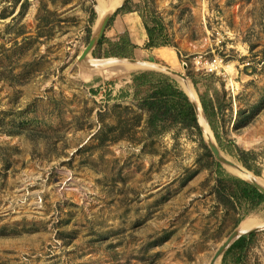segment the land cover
<instances>
[{"label":"rangeland","instance_id":"374dc122","mask_svg":"<svg viewBox=\"0 0 264 264\" xmlns=\"http://www.w3.org/2000/svg\"><path fill=\"white\" fill-rule=\"evenodd\" d=\"M93 1L0 0V264H209L244 222L261 229L228 264H264V203L234 229L240 215L217 201L223 175L208 166L203 131L149 136L138 106L156 79L132 83L154 73L182 90L168 71L185 76L198 102H213L214 131L199 102L212 142L264 186V0H122L101 56L79 62L103 14ZM126 1L130 12L113 16ZM155 23L166 46L147 51L144 25ZM123 33L136 48L103 57ZM198 56L215 71L196 72ZM105 59L127 61L92 66ZM228 141L257 154L259 176Z\"/></svg>","mask_w":264,"mask_h":264},{"label":"trees","instance_id":"16d2710c","mask_svg":"<svg viewBox=\"0 0 264 264\" xmlns=\"http://www.w3.org/2000/svg\"><path fill=\"white\" fill-rule=\"evenodd\" d=\"M126 5L127 1L113 13V16L129 13L130 11L126 8ZM144 28L147 36V42L144 45L145 50L149 51L166 46L165 41H167V39L163 33V28L158 23H155L151 28L145 24ZM103 40L104 37L100 39L92 53V55L97 58L101 56L98 53L96 54V51H100ZM118 41V44L113 46V53L108 52L104 54L103 57H126L136 48V46L131 43L127 33H123ZM150 78H155L156 84L151 88L150 94L146 95L138 106L147 116L148 135L158 136L180 125L181 128L192 130L200 136L201 130L197 123L193 106L186 94L173 82L166 77L154 73H141L132 76V83H141L143 85L150 84L151 81L149 80H152ZM189 79L193 86H196V82L193 78L189 77ZM199 102L209 124L213 127L211 119L215 116V108L211 98L208 95L199 96ZM212 129L214 131V127ZM219 146L222 147L220 142ZM202 148L210 169L215 168L219 171L220 175H223V177H219L216 181L217 188H215V195L217 201L224 207L240 215V218L236 221L234 226L235 229L240 224L242 216L254 211L264 203V196L249 183L227 174L222 169L221 165L213 159L209 149L203 142ZM223 149L254 175L259 176L261 174V167L257 162L256 153L240 149L235 146L232 141H228L225 146H223ZM255 235V233H250L236 240L225 251L221 263L228 264V258L238 262Z\"/></svg>","mask_w":264,"mask_h":264},{"label":"water","instance_id":"95a60500","mask_svg":"<svg viewBox=\"0 0 264 264\" xmlns=\"http://www.w3.org/2000/svg\"><path fill=\"white\" fill-rule=\"evenodd\" d=\"M94 5L96 6V4L94 3ZM116 11V10H115ZM112 12L111 11H106L102 14L101 16V21L98 27V30L95 32V34L92 36V38L90 39L88 45L86 46V48L83 50L82 54L79 57V62L84 61L86 63L87 62V57L91 54V52L95 49V47L97 46L99 40L102 38L103 33L105 31L106 25L111 17ZM111 61H115V62H125L127 60L125 59H113V60H109V59H105V60H97L95 61L92 66H99L105 63H110ZM129 63L133 64L134 61H129ZM169 73L172 74V72L168 71ZM184 78H186L185 76H183ZM190 101V100H189ZM194 109V112L196 114L197 117V106L195 103L191 102ZM198 121V120H197ZM200 129L202 130L201 126ZM203 131V130H202ZM207 142V146L209 151L211 152L212 156L214 157L215 161L218 162L219 164H222L223 166H232L235 165L233 162H231L229 159H227L226 157H224L221 152L219 151V149L217 148V146L212 142V141H206ZM245 182L249 183L252 187H254L259 193H261L264 196V186H262L261 184H259L255 179H252L250 181L245 180ZM261 228H254L253 230H249L247 232H240L239 228H237L236 230H234L227 239H225L220 246L217 248V250L215 251L213 257L211 258L209 264H215V262L217 260H219L222 255L225 253V251L236 241L238 240L241 236L243 235H247L253 232H256L258 230H260Z\"/></svg>","mask_w":264,"mask_h":264},{"label":"bare ground","instance_id":"6f19581e","mask_svg":"<svg viewBox=\"0 0 264 264\" xmlns=\"http://www.w3.org/2000/svg\"><path fill=\"white\" fill-rule=\"evenodd\" d=\"M121 1L122 0H111L108 3V7L106 8V4L104 5L103 4V1L102 0H99V2H100L99 3V9H100V11L102 13H104L106 11H112L113 9H115L121 3ZM93 2L96 4V7H98L97 0H94ZM136 38L138 40L139 39L141 40L143 38V32L137 31L136 32ZM160 53H161V56L163 58H168V59L172 55V53L170 51H167V50H161ZM131 67L142 68V67H153V65L141 64V63H137L136 62V63L132 64ZM170 72H172V71H170ZM171 75H173V77L178 81V84L180 85L181 89L185 92V94L188 96L189 100L191 102H193V103L196 104V106H197V116H198V119H199L200 124L202 126V130H203L204 137H205L206 141H212V136H211L210 130H209L207 124H206V121H205L204 116H203V113L201 111L199 102L197 100V97L195 95V92H194V90H193L190 82L186 78H184L183 76L177 75L175 72H172ZM225 167H227L233 173V175L235 174L236 176H238V177H240V178H242L244 180L250 181V180L254 179L247 171H245L240 166L238 167L236 165H232V166H225ZM251 228H252V223L244 222L239 227V230H240V232H246V231H248ZM215 264H218V262H216Z\"/></svg>","mask_w":264,"mask_h":264},{"label":"built area","instance_id":"2783aa9c","mask_svg":"<svg viewBox=\"0 0 264 264\" xmlns=\"http://www.w3.org/2000/svg\"><path fill=\"white\" fill-rule=\"evenodd\" d=\"M193 64L195 66L194 69L196 72L213 73L215 71V68H213L214 66H211V64H208V62L204 60L202 56H198L194 58Z\"/></svg>","mask_w":264,"mask_h":264},{"label":"crops","instance_id":"0c3cea01","mask_svg":"<svg viewBox=\"0 0 264 264\" xmlns=\"http://www.w3.org/2000/svg\"><path fill=\"white\" fill-rule=\"evenodd\" d=\"M143 39V38H142ZM142 39H141V41H142Z\"/></svg>","mask_w":264,"mask_h":264}]
</instances>
